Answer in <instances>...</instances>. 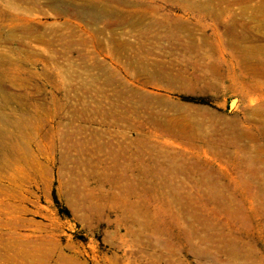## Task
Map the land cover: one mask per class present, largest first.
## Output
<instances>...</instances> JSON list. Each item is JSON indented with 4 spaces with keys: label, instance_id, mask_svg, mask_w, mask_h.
I'll return each mask as SVG.
<instances>
[{
    "label": "rangeland",
    "instance_id": "obj_1",
    "mask_svg": "<svg viewBox=\"0 0 264 264\" xmlns=\"http://www.w3.org/2000/svg\"><path fill=\"white\" fill-rule=\"evenodd\" d=\"M0 264H264V0H0Z\"/></svg>",
    "mask_w": 264,
    "mask_h": 264
},
{
    "label": "trees",
    "instance_id": "obj_2",
    "mask_svg": "<svg viewBox=\"0 0 264 264\" xmlns=\"http://www.w3.org/2000/svg\"><path fill=\"white\" fill-rule=\"evenodd\" d=\"M55 200V199H54Z\"/></svg>",
    "mask_w": 264,
    "mask_h": 264
}]
</instances>
